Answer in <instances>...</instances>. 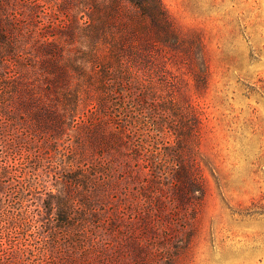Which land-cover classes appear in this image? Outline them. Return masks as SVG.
I'll return each mask as SVG.
<instances>
[{"label": "rangeland", "instance_id": "374dc122", "mask_svg": "<svg viewBox=\"0 0 264 264\" xmlns=\"http://www.w3.org/2000/svg\"><path fill=\"white\" fill-rule=\"evenodd\" d=\"M103 2L0 0L15 26H6L13 47L0 51L20 74L0 121L16 175L6 201L7 185L0 187V212L11 210L0 221L18 229L29 264H264V0H163L205 46L202 96L186 65L174 70L177 89L201 111L203 194L190 183L189 163L171 166L178 149L190 161L175 144L174 106L166 103L158 131L148 130L155 113H143L136 81L131 103L142 111L130 117L132 132L114 119L119 99L105 92L113 88L92 53L103 57L109 44L81 27L85 4L97 15ZM135 141L161 152L164 182L152 181ZM179 174L184 183L175 186Z\"/></svg>", "mask_w": 264, "mask_h": 264}, {"label": "trees", "instance_id": "16d2710c", "mask_svg": "<svg viewBox=\"0 0 264 264\" xmlns=\"http://www.w3.org/2000/svg\"><path fill=\"white\" fill-rule=\"evenodd\" d=\"M103 1L104 9L99 10L97 15L91 14L92 8L85 4L84 12L81 15V27L86 31L87 39L91 38L90 33H98V38L109 44V50L103 57L96 53V48L92 50V53L93 57L98 60L95 68L103 76V85L113 88L105 92L108 96L111 94L118 96V98L113 97L119 99L115 100L116 103L112 106V109L117 111L116 113L113 111L114 119L120 124V127L123 125L125 131L132 132L128 127V123L131 122L130 117H133L136 112L142 111L134 105V102L131 103L130 93L133 91L131 86L136 81L141 91L140 98L144 103L143 113L148 112L147 109L155 113L153 116H148V119L146 118L148 130L158 131L154 126L159 114L162 115L166 103L174 106L175 117L181 123L180 130L174 129L175 144L178 148L184 147L189 150L190 161L186 160L185 162L180 154L181 149H178L171 166L178 171L181 168L183 170L185 163H189L193 172L189 178L190 183L201 185L202 188L198 191L203 194L204 178L201 172L197 171L199 168L201 111L196 104L185 100L184 94L177 89V75H174L175 69L180 70L182 65H186L189 75L195 82L197 96L200 97L204 94L208 86L209 68L201 33L196 29L188 31L181 29L167 11L163 0ZM4 8L5 6H2L3 10L0 11V45L6 47L7 44L9 48H12L13 42L10 41L9 30L6 26H9V29H15V26L11 11L4 10ZM89 46L94 47L93 43H90ZM19 57L20 55L17 56V58ZM12 58L0 51V65L6 67L3 72H0L1 122L4 119L2 113L5 105L20 87V80L17 79L20 74L13 73L9 68ZM167 74L172 75L168 78ZM162 92L168 93L167 100L162 98ZM126 94L129 96L127 100ZM161 100L163 105H161ZM121 108L124 112L120 110ZM166 108L168 109L167 106ZM143 117H147L146 114H143ZM176 125L174 123L175 127ZM118 137L116 135V138ZM174 145L170 144V146ZM1 146L0 187L4 184L7 185L6 198H4L6 201L8 196H11L9 193L13 190L12 182L16 175L11 172L15 165L10 162V157L14 156V153L5 152ZM120 146L121 144L118 147ZM134 149L139 159H142L143 166L146 172L151 175L152 181L154 183L164 182L163 179L166 177L167 171L163 168L165 161L160 157L161 152L158 148L151 149L135 141L131 150ZM177 179L173 183L175 186L184 183L181 174L177 176ZM18 209L16 207V210ZM10 211L4 207L0 214L3 216ZM17 231L15 226L7 225L5 220L0 221V264H29L30 258L25 256L26 244L17 241L15 235Z\"/></svg>", "mask_w": 264, "mask_h": 264}]
</instances>
